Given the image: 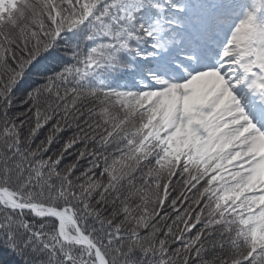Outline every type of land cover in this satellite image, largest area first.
<instances>
[{
  "label": "snow or ice",
  "instance_id": "obj_1",
  "mask_svg": "<svg viewBox=\"0 0 264 264\" xmlns=\"http://www.w3.org/2000/svg\"><path fill=\"white\" fill-rule=\"evenodd\" d=\"M0 264H264V0H0Z\"/></svg>",
  "mask_w": 264,
  "mask_h": 264
}]
</instances>
